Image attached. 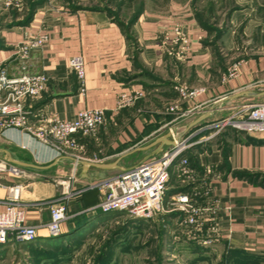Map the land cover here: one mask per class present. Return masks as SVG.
<instances>
[{"label": "crops", "instance_id": "1", "mask_svg": "<svg viewBox=\"0 0 264 264\" xmlns=\"http://www.w3.org/2000/svg\"><path fill=\"white\" fill-rule=\"evenodd\" d=\"M17 2L13 0L15 6ZM77 2L46 0L23 26L8 27L12 20L0 17V68L8 76L19 73L16 46L37 31L47 35L45 44L30 50L26 61L29 73L47 77L40 94L24 100L31 124L50 115L71 119L82 108L105 111V123L97 132L78 138L84 163L75 164L71 156L59 154L21 129L0 127V150L13 160L36 165L12 164L0 151L4 164L17 170H0V210L8 202L7 187L19 184L18 203L24 208L25 222L37 226L31 240L4 244L59 250L66 239L78 238L113 215L95 208L101 192L90 188L92 183L161 156L186 139L188 146L170 165L162 210L156 215L163 216L170 228L173 245L179 247L178 241L187 240L194 264H211L214 255L226 254L237 256L235 264H264V133L231 127L216 132L212 127L236 104L264 102V95L228 98L244 90L264 91V54L241 61L238 74L224 80L229 66L226 59L215 60L202 27L208 22L199 19L196 0H138L140 10L129 27L133 46L113 15L102 7L71 9ZM226 17L232 20L237 15ZM176 24L189 40L185 57L171 43ZM75 54L83 62V95L67 67V59ZM178 82L203 91L185 102L174 89ZM130 88L141 89L143 98L116 109L118 92ZM171 106L174 111H169ZM181 157L188 160L187 175L180 172ZM60 180L67 182L73 195L67 202L66 220L52 235L40 225L48 219L51 202L66 189ZM177 194L208 208L199 231L188 227V238L183 226L186 212L171 201Z\"/></svg>", "mask_w": 264, "mask_h": 264}, {"label": "built area", "instance_id": "2", "mask_svg": "<svg viewBox=\"0 0 264 264\" xmlns=\"http://www.w3.org/2000/svg\"><path fill=\"white\" fill-rule=\"evenodd\" d=\"M13 0H5V3ZM174 37L171 43L178 48V54L185 57L190 51L189 40L182 32L180 25L173 27ZM47 40L44 31H37L33 36L24 38L15 49L19 73L8 76L0 68V127L21 129L35 139L48 143L59 154L69 155L81 159V145L79 137L94 134L95 128L102 123L105 111L100 108H82L71 119H62L54 115L42 118L36 125L29 122L28 111L24 107L26 97H34L45 88L47 77L42 72L29 73L26 61L29 51L42 47ZM240 62H233L227 69L223 79L233 78L238 74ZM67 67L74 74L78 83V93L84 94V70L82 58L79 54L67 59ZM178 97L190 102L203 91L202 88L190 87L178 82L174 85ZM141 89H124L116 96V109L135 104L143 98ZM171 106L169 111H174ZM242 113V114H241ZM212 127L218 132L225 127L248 134L264 133V102L245 103L232 115L220 120ZM215 132V133H216ZM188 146L187 140H181L174 148L165 151L161 156L150 157L130 166L116 175L92 183L89 187L101 192V197L95 208L103 213L123 212L135 219H152L162 210V201L169 176L172 161L180 156ZM8 169L17 172L13 166H6L0 161V170ZM180 172L189 173L188 160L180 159ZM210 172V170H208ZM64 188L62 195L54 199L48 208V219L41 224L48 234H57L60 225L67 218L66 206L73 195L67 190V182L60 180ZM22 186L13 184L7 187L8 202L0 210V244L7 242L18 243L31 240L36 233L37 226L25 222L24 208L19 205V195ZM172 204H178L179 209L186 212L185 221L190 227L199 231L206 220L208 210L197 201H192L186 194H177L171 198ZM184 221V222H185ZM214 232V227L210 228ZM206 241V240H205Z\"/></svg>", "mask_w": 264, "mask_h": 264}, {"label": "rangeland", "instance_id": "3", "mask_svg": "<svg viewBox=\"0 0 264 264\" xmlns=\"http://www.w3.org/2000/svg\"><path fill=\"white\" fill-rule=\"evenodd\" d=\"M27 1L18 0L16 6L13 1H0V17L10 18L12 22L15 21L12 17L16 15L18 20L24 18ZM79 1L74 6L105 8L125 25L138 0ZM195 5L199 19L208 22L202 27L207 32L218 63L226 59V65L230 66L233 62L264 54V0H196ZM14 10L16 14H12ZM231 13L237 17L228 19L226 16ZM12 24L17 25L18 22ZM236 105L229 111L230 115L238 111L243 103ZM104 123L105 118L95 128L94 134ZM153 218L135 219L123 212L109 215L108 219L96 223L78 238L66 239L59 250H54V247L46 249L37 244H0V264H194L191 244L182 238L178 241L179 247L173 245L176 243L172 242L168 233L170 228L163 222V216ZM183 226L184 235L188 238L190 225L185 221ZM227 255L217 258L214 255L211 264H226L223 257Z\"/></svg>", "mask_w": 264, "mask_h": 264}, {"label": "trees", "instance_id": "4", "mask_svg": "<svg viewBox=\"0 0 264 264\" xmlns=\"http://www.w3.org/2000/svg\"><path fill=\"white\" fill-rule=\"evenodd\" d=\"M45 0H28L27 1V5H25L24 7V10H26L25 14H24V18L20 19V20H15L18 22L17 25H26L29 23V21L31 20L32 18V15L34 13V11L39 7L41 6L43 3H44ZM66 1L67 3L70 1H67V0H64ZM71 9H78L77 6H74V5H70ZM102 9H105V8H102ZM139 8L136 7V9L134 10V13L132 14L131 18L129 19V21L127 22V24H123V22L117 18V17H114L113 16V19L115 22H117L121 27L122 29L124 30V33H125V36H126V41L128 42V44L130 45H134V38H133V34L132 32L129 31V27L131 25V23L136 19V16L138 15L139 13ZM105 11H107L109 14L111 13L110 11H108L107 9H105ZM12 14H16L15 10L13 11ZM112 15V14H111ZM13 21V22H15ZM12 21L9 22L8 24V27L10 26H13L14 24ZM203 25V24H202ZM67 211V210H66ZM115 213H118V212H111L110 214H115ZM80 216H78V219L80 220ZM24 243V242H23ZM234 253V252H233ZM227 255V254H226ZM236 255L235 254H228L227 256L223 257L224 260L226 261L225 263L227 264V262H229V264H235V260H236Z\"/></svg>", "mask_w": 264, "mask_h": 264}, {"label": "water", "instance_id": "5", "mask_svg": "<svg viewBox=\"0 0 264 264\" xmlns=\"http://www.w3.org/2000/svg\"><path fill=\"white\" fill-rule=\"evenodd\" d=\"M243 95H250V96H256V97H257V96L264 95V91L255 92V91H253V90H244V91H241V92H238V93L232 94V95H230L228 98H229V99H233V98L240 97V96H243ZM204 117H205V115L200 116L199 118L196 119L195 122H199V121H200L201 119H203ZM0 151H2V152L5 154L7 160H8L9 162H11L12 164H16V165H19V166H29V167H35V166H36V165L30 164V163H26V162H22V161L13 160V159L9 156V154H8L7 151H5V150H0ZM71 159L73 160V162H74L75 164H76V163H84V161L81 160V159H75V158H73V157H71ZM93 165H95V166H99V167H105V166H107L106 164H96V163L93 164Z\"/></svg>", "mask_w": 264, "mask_h": 264}]
</instances>
